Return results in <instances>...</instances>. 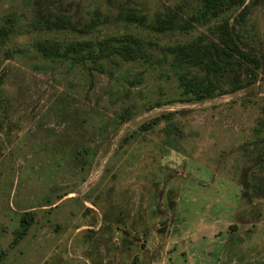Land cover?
Returning a JSON list of instances; mask_svg holds the SVG:
<instances>
[{
	"label": "rangeland",
	"instance_id": "obj_1",
	"mask_svg": "<svg viewBox=\"0 0 264 264\" xmlns=\"http://www.w3.org/2000/svg\"><path fill=\"white\" fill-rule=\"evenodd\" d=\"M200 1L0 0V264H264V0L180 29ZM224 21L245 58L182 99Z\"/></svg>",
	"mask_w": 264,
	"mask_h": 264
},
{
	"label": "trees",
	"instance_id": "obj_2",
	"mask_svg": "<svg viewBox=\"0 0 264 264\" xmlns=\"http://www.w3.org/2000/svg\"><path fill=\"white\" fill-rule=\"evenodd\" d=\"M241 0H201L199 4L195 7V12L189 16L190 21H185L180 29H185L189 26H192L194 23L202 22L210 16H215L222 12L224 8L234 5ZM256 1V0H254ZM244 12V6H241L237 12V15L240 16ZM100 17L98 12L94 13L92 18V23H95ZM125 17L127 21L136 20L137 16L133 12H125ZM172 25L171 17L165 16L156 20V28L159 30L169 29ZM78 29V27L76 26ZM75 28V29H76ZM133 37V36H132ZM235 36L233 34L232 27L227 24L226 21L220 22L217 26V42L213 44L208 61L206 62V69L204 75L201 77L188 76L187 73L182 69L176 72V77L178 83L181 87L180 92L183 95L182 99H187L188 97L194 99H201L203 97L209 96L212 93L213 87L210 85L209 80L206 78V75L209 74L211 68H218L219 64L216 62L215 58L220 57H229L233 53H236L238 58H245V53L241 50L235 41ZM87 40L74 41L69 47L71 54L69 55L70 62H79L80 60L87 58L89 56L90 50H87L85 53L79 52L80 49L88 46ZM37 48L43 56L51 57L58 55V51L55 46L48 42H42L37 45ZM127 45L119 47L121 54L127 55L129 53ZM176 52V63L179 62H191L193 59V54L188 45H177L175 46ZM253 66L258 65V61L254 58L251 60ZM254 77L253 70L250 71V78ZM229 91L228 88L222 90V92ZM155 118H151L146 122V125H150ZM33 215L32 212L27 210L22 212L19 217V228L15 232L12 241L15 242L19 237L25 232L28 227Z\"/></svg>",
	"mask_w": 264,
	"mask_h": 264
}]
</instances>
